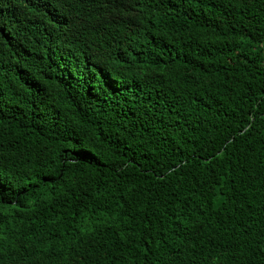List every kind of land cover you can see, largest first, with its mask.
I'll list each match as a JSON object with an SVG mask.
<instances>
[{
    "label": "trees",
    "instance_id": "obj_1",
    "mask_svg": "<svg viewBox=\"0 0 264 264\" xmlns=\"http://www.w3.org/2000/svg\"><path fill=\"white\" fill-rule=\"evenodd\" d=\"M140 1L0 0V264H264V0Z\"/></svg>",
    "mask_w": 264,
    "mask_h": 264
},
{
    "label": "rangeland",
    "instance_id": "obj_2",
    "mask_svg": "<svg viewBox=\"0 0 264 264\" xmlns=\"http://www.w3.org/2000/svg\"><path fill=\"white\" fill-rule=\"evenodd\" d=\"M61 28V36L64 41L73 38L76 44L79 43H89L91 42L92 37L90 35H86L81 31H77L76 34L73 36L71 25H60Z\"/></svg>",
    "mask_w": 264,
    "mask_h": 264
},
{
    "label": "clouds",
    "instance_id": "obj_3",
    "mask_svg": "<svg viewBox=\"0 0 264 264\" xmlns=\"http://www.w3.org/2000/svg\"><path fill=\"white\" fill-rule=\"evenodd\" d=\"M121 1V3H127V2H131V0H120ZM133 1H135V0H133ZM154 0H141L140 1V5H144V3H146V2H149L148 4H146V5H149V4H151L152 2H153ZM161 1V0H160ZM146 7V6H145ZM58 18H59V16H57ZM82 22H79V23H75V24H73L74 26H71V29H72V34L73 35H75L76 34V32L77 31H82L83 29H84V23H82Z\"/></svg>",
    "mask_w": 264,
    "mask_h": 264
}]
</instances>
